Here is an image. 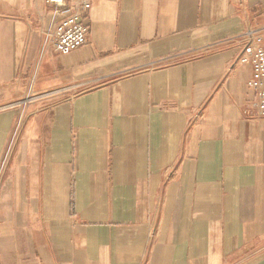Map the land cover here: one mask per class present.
Instances as JSON below:
<instances>
[{"label":"crops","instance_id":"crops-1","mask_svg":"<svg viewBox=\"0 0 264 264\" xmlns=\"http://www.w3.org/2000/svg\"><path fill=\"white\" fill-rule=\"evenodd\" d=\"M0 0V264H264V118L231 43L264 0Z\"/></svg>","mask_w":264,"mask_h":264},{"label":"built area","instance_id":"built-area-1","mask_svg":"<svg viewBox=\"0 0 264 264\" xmlns=\"http://www.w3.org/2000/svg\"><path fill=\"white\" fill-rule=\"evenodd\" d=\"M52 8L51 21L44 32V48L69 55L87 43L89 29L84 16L91 8L87 0H48ZM231 43L237 44L241 53L238 62L250 63L253 76L249 87L258 95L257 116L264 118V31L248 23L246 30Z\"/></svg>","mask_w":264,"mask_h":264}]
</instances>
